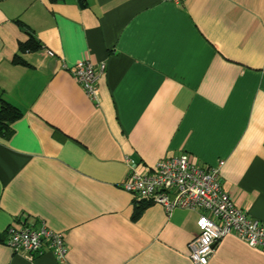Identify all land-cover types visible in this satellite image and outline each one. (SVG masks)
Listing matches in <instances>:
<instances>
[{
  "label": "crops",
  "instance_id": "0c3cea01",
  "mask_svg": "<svg viewBox=\"0 0 264 264\" xmlns=\"http://www.w3.org/2000/svg\"><path fill=\"white\" fill-rule=\"evenodd\" d=\"M83 60L104 65L99 106L62 68ZM2 103L20 117L0 130V233L44 224L68 252L0 243V264H192L203 212L124 192L126 157L222 161L223 190L264 222V0H0ZM207 264L264 253L228 235Z\"/></svg>",
  "mask_w": 264,
  "mask_h": 264
},
{
  "label": "built area",
  "instance_id": "2783aa9c",
  "mask_svg": "<svg viewBox=\"0 0 264 264\" xmlns=\"http://www.w3.org/2000/svg\"><path fill=\"white\" fill-rule=\"evenodd\" d=\"M162 1L180 4L182 0ZM46 54L53 57L51 51H46ZM62 68L72 74L88 99L99 106L98 83L104 65L97 66L83 60ZM125 165L127 175L121 187L124 192L147 203L160 205L166 214L175 209L203 212L196 221L197 234L188 245L192 264H207L217 243L228 235L264 253V222L249 218L223 190L220 180L222 161L215 166L197 165L189 160L188 155L179 154L161 160L152 169L139 170L128 157ZM0 243L27 259L49 251L61 262L68 252L63 236L44 224L37 230L9 226L0 233Z\"/></svg>",
  "mask_w": 264,
  "mask_h": 264
},
{
  "label": "trees",
  "instance_id": "16d2710c",
  "mask_svg": "<svg viewBox=\"0 0 264 264\" xmlns=\"http://www.w3.org/2000/svg\"><path fill=\"white\" fill-rule=\"evenodd\" d=\"M77 1L81 6H84L85 0H77ZM20 26L22 25L20 24ZM36 48H37V44L34 41V39L30 36L28 42H26L24 45H20L19 52L24 53L26 50L34 51L36 50ZM15 60L19 62L17 58H15ZM19 117H20L19 111H17L15 108L11 107L6 103H2L0 105V130H6L9 132L8 130L9 126L17 119H19ZM140 208L136 209V214L139 213Z\"/></svg>",
  "mask_w": 264,
  "mask_h": 264
}]
</instances>
